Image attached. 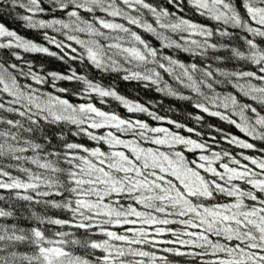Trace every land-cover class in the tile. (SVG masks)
Returning <instances> with one entry per match:
<instances>
[{
  "label": "snow or ice",
  "instance_id": "1",
  "mask_svg": "<svg viewBox=\"0 0 264 264\" xmlns=\"http://www.w3.org/2000/svg\"><path fill=\"white\" fill-rule=\"evenodd\" d=\"M5 4L23 10L26 28L63 38L42 32L58 50L51 51L0 22V264H171L161 252L191 264H264V0H0ZM186 9L204 22L186 17ZM165 49L197 62L182 63ZM21 53L122 72L145 87L158 85L162 69L197 94L196 109L244 138L214 125L220 139L205 136L74 69L38 72ZM45 84L63 95L38 87ZM221 85L233 91L218 92ZM157 91L177 95L167 84ZM95 97L171 127L104 111ZM221 141L258 155L234 154Z\"/></svg>",
  "mask_w": 264,
  "mask_h": 264
},
{
  "label": "trees",
  "instance_id": "2",
  "mask_svg": "<svg viewBox=\"0 0 264 264\" xmlns=\"http://www.w3.org/2000/svg\"><path fill=\"white\" fill-rule=\"evenodd\" d=\"M151 2L161 4L162 6H167L165 4V0H151ZM170 10L173 9H171L170 7ZM18 14L19 15L24 14L23 10L13 9L6 4L0 6V22L6 24V26H8L10 29L16 30L18 34L24 36L25 38L44 44L45 46H48L51 51H58L54 45L46 44L42 32L47 31L50 35L55 36L58 40L63 38L59 33L53 32L52 29L40 30V29L26 28L24 26V22L18 18ZM184 15L188 18L195 19L197 22H201V23L204 22L203 17L194 16V14L190 10L186 9ZM39 18L48 19L50 18V16L45 15L43 17H37V19ZM143 19L149 23H153L154 27H158L157 25H155L154 18L151 16V14L145 12ZM118 22L126 23L123 20H118ZM210 23H214V22H210ZM131 27L133 31H137L138 34H141L143 38L149 40L151 43H153L154 46H159V43L155 40V38L151 34L145 33L143 32L142 29H137L135 26H131ZM158 31H163V30H160L158 28ZM164 34L170 35L172 39H178L177 34L168 33L166 31L164 32ZM81 38H86V37L81 35ZM73 46L79 49V46L75 45L74 42H73ZM21 54L25 57V59L32 62L34 70L38 72L41 70L43 73H47L51 71L68 72L69 69H74L78 73L87 74L90 78L94 77L97 82L101 83L105 87L110 86L114 88L119 95L124 96L126 99L149 107V110L155 112L157 115L178 120L182 123H186L188 126L191 127H196L198 130H201L205 134V136L211 134V135H216L218 140L220 139L219 134H217L213 130V128L209 127L210 125H214L216 128L223 129V132L226 134H235L237 136L244 138L243 134L240 133L237 129H235L234 126L228 124L227 122L220 121L216 117H211L207 114L201 113L198 109H196L194 107V104L199 99L197 94L194 93L191 89L184 87L182 84L176 81L174 76L164 73L162 69L157 68V71L161 72V79L158 85H152L149 83V86L145 87L144 85L146 82L143 81L123 80L122 76L124 75V73L122 72L101 73L98 70H96L93 66L86 65V63H80L78 61H72L67 59L65 61H61L57 57L47 56L46 54H36V53H21ZM162 54L172 55L174 59H179L180 62L185 64L197 62V58L191 57L187 53H183L175 49H165L163 50ZM207 63H212V61L209 60L207 61ZM212 66L213 68H215L217 67V64L213 63ZM230 67L231 65H229V68ZM165 84H167L173 91H175L177 95L172 96L166 94L163 91H157L158 87L163 88ZM55 85L57 88L68 87L70 90H73V88L76 87L73 84H70L69 82L66 81H55ZM38 87H41L42 90L46 92H51L57 95H63L61 93L56 92L55 89L51 87V85L49 84H45ZM201 90L204 92H208V90L203 87ZM221 90H223V93H226L227 91H233L230 88V86H224V85L217 87L218 92H221ZM181 96H190L191 99L190 100L180 99ZM67 98L73 103L84 102L71 95H69ZM104 99H105V103L103 104L99 103L100 100L99 97H95L91 102H93L97 107L101 108L102 110L115 112L117 115H120L123 118H128V117L138 118L149 123L150 126L171 127L165 122L153 121L151 117L147 115V113H128L124 105L120 101H117L112 97H108ZM212 110H216V109L212 108ZM196 115H203L204 117L203 121H199V122L196 121L194 119ZM69 127H70L69 125H64L66 133ZM68 139L73 140L75 142L86 143V144L93 143L89 141L87 137L84 136L81 137L68 136ZM256 143H257V147L261 146L260 142H256ZM220 147L224 148L225 150L232 151L234 154L243 151L248 155H258V153H254L252 150H242L235 146L229 147L227 144L223 143L222 141ZM217 150H219V148H217ZM3 206H4L3 202H0V207ZM41 207L42 206H37V210L39 211ZM52 211L55 212L58 210H52ZM158 254L168 255L171 264H191V258L189 257H174L170 254H166L162 252Z\"/></svg>",
  "mask_w": 264,
  "mask_h": 264
},
{
  "label": "rangeland",
  "instance_id": "3",
  "mask_svg": "<svg viewBox=\"0 0 264 264\" xmlns=\"http://www.w3.org/2000/svg\"><path fill=\"white\" fill-rule=\"evenodd\" d=\"M17 10H19V9L17 8Z\"/></svg>",
  "mask_w": 264,
  "mask_h": 264
}]
</instances>
